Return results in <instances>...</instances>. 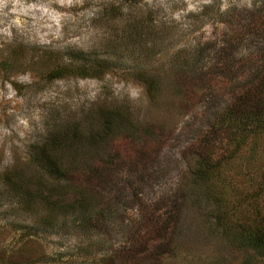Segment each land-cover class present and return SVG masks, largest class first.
I'll return each mask as SVG.
<instances>
[{"label":"rangeland","instance_id":"obj_1","mask_svg":"<svg viewBox=\"0 0 264 264\" xmlns=\"http://www.w3.org/2000/svg\"><path fill=\"white\" fill-rule=\"evenodd\" d=\"M263 11L264 0H0V264H242L245 253L209 223L195 180L206 167L236 214L264 213V128L240 148L220 137L229 120L213 123L228 115L227 97L215 102L206 86L221 94V80L192 75L213 72L220 53L248 69L264 58V27L250 26ZM79 51L109 61L106 74L50 78ZM137 68L161 78L154 98L129 75ZM104 108L125 121L96 146L74 143L72 155L79 174L117 159L102 183L104 219L38 230L44 205L27 206L5 178L35 177L33 147L63 127L99 130ZM205 140L210 153L194 150Z\"/></svg>","mask_w":264,"mask_h":264},{"label":"trees","instance_id":"obj_2","mask_svg":"<svg viewBox=\"0 0 264 264\" xmlns=\"http://www.w3.org/2000/svg\"><path fill=\"white\" fill-rule=\"evenodd\" d=\"M140 1L142 0H126L130 5H136ZM256 14L257 16L250 20L254 21L250 26L260 30L262 25L264 27V11ZM133 36L132 33L129 34L130 40ZM228 46L232 47L230 43ZM70 56H68V65H61L50 71V78L55 77V74L62 78L66 73L79 78H101L106 74L110 63L92 54L90 57V54L82 51ZM218 56L219 62L213 66V72H208L206 75V72L196 71L192 78L197 82H205L207 78L208 81H215L214 78L221 80L218 81L224 89L221 94L217 90L214 93L210 89L213 85L206 86L208 95H211L215 102L222 96L224 99L227 97L226 102H228L225 108L228 115L223 113L217 117V114L213 125L216 124L219 130V121L229 120L226 127L228 130L220 131V137L222 133L228 132L229 139L232 138L237 148H240L251 135L264 128V58L257 56L251 58L249 61L251 68L248 69L236 67L233 61H226L221 53ZM184 69H188L187 64L181 70ZM129 75L145 86L149 97L154 98L161 92V78L145 68L133 69L129 71ZM100 114L102 120L99 123V130L85 134L74 127H63L57 133L51 134L41 145L34 146L28 161L37 173L35 177L12 172L5 178L14 196L28 204L27 206H32L33 201L38 202V200L44 205V212L38 216L36 222L38 230L50 231L57 226L58 219L64 220V223L67 220L72 226L84 230L104 219L107 206L103 200L105 185L102 183L105 182L107 173L117 159L113 158L114 156L102 159L98 164L88 167L83 174H79L75 172L76 162L72 157L73 152L76 151L74 143H82L86 138L88 145L96 146L101 141H106L125 121V116L119 109L104 108ZM215 131L214 126L213 132L210 133L211 138L214 137ZM147 132L152 135V139L156 138L152 131ZM207 136L209 137V134ZM194 146V150L208 148L210 153L213 142L205 140L204 143ZM65 151L69 152L63 155L65 158H62V153ZM197 157L200 156L197 154ZM209 157L204 155L203 159L209 160ZM203 161L208 166L209 162ZM205 168H199L195 184L201 191V204L208 215L209 223L229 244L245 253L242 264H254L256 257L264 258V213L256 210V214L245 218L236 214V211L231 209L219 195L218 176H212V173L204 170ZM29 185H33L37 190L29 189ZM237 210L240 212L239 209Z\"/></svg>","mask_w":264,"mask_h":264}]
</instances>
